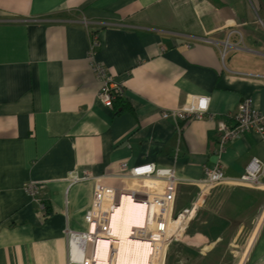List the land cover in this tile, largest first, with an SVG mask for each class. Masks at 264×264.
Instances as JSON below:
<instances>
[{
	"label": "crops",
	"instance_id": "0c3cea01",
	"mask_svg": "<svg viewBox=\"0 0 264 264\" xmlns=\"http://www.w3.org/2000/svg\"><path fill=\"white\" fill-rule=\"evenodd\" d=\"M169 1L0 0V264H95L96 238L109 263L122 197L145 207L133 241L185 218L176 240L150 243L148 264H264V175L237 184L249 159L264 164V141L245 132L217 156L218 125L242 100L264 115V21L249 10L264 16V0ZM93 65L123 90L111 108ZM193 98L209 101L203 120L161 118ZM122 165L172 171L170 199L166 182L127 179ZM216 165L229 182L204 187ZM71 234L89 237L80 262Z\"/></svg>",
	"mask_w": 264,
	"mask_h": 264
},
{
	"label": "built area",
	"instance_id": "2783aa9c",
	"mask_svg": "<svg viewBox=\"0 0 264 264\" xmlns=\"http://www.w3.org/2000/svg\"><path fill=\"white\" fill-rule=\"evenodd\" d=\"M93 45L97 46L98 39L95 38L93 40ZM92 71L95 74L96 78L101 80V87L96 94V99L99 101L104 108H111L113 104L117 101L122 100L123 98V90L121 87L115 82L113 78H110L105 75L103 69H101L97 65L92 66ZM209 101L207 99L201 98H193L190 101V104L187 107L179 109L177 111L172 112H162L161 118L168 119L172 118L176 124L183 123L187 121H201L207 115L208 112ZM231 124L227 123H219L218 125V143H217V156L221 157L230 147H232L236 141V139L245 132L252 133L257 135L262 141H264V115L258 113L252 108V101L250 99L242 100L236 111L230 117ZM121 170L125 173V177L127 179H155L162 180L167 183V197L169 200L172 193V186L175 182V178L172 171H162L156 170L153 166H142L136 167L132 169H127L125 165L121 166ZM243 174L240 179L237 181V184L249 186V187H257L259 186V179L264 175V164L260 163L258 160L251 158L247 161V163L242 168ZM88 181V178L83 176L79 177L77 175H70L69 183L70 185H75L77 183ZM223 176L220 165H216L213 168L204 169L202 175V183L204 187H209L213 185L228 183ZM95 192L102 193L103 188L100 186L94 187ZM26 192L29 196H33L35 194V188L30 185L26 187ZM120 203V202H119ZM119 205V204H118ZM118 205L114 208L116 209ZM146 207L148 208V218L146 220L147 226L152 225V221L155 217L156 205L153 203H147ZM100 208L99 203L93 204L91 210L98 211ZM113 207L109 211V215L114 211ZM190 208L185 210L182 213V216L189 215ZM183 217L178 218L173 224H171L164 231V235L160 233H153L150 235H146L144 240H134V241H144L146 243H159L165 244L171 240L172 235L176 226H180L182 228L183 222L181 223V219ZM185 219V218H184ZM84 222L87 225L93 227L92 222V211H87L84 213ZM95 233H93V237ZM107 237L109 235L106 232ZM106 236V235H105ZM69 254L72 258V248L71 241L73 239H82L83 241L89 239L85 234L74 235L71 234L69 236ZM95 239V238H94ZM104 238H96L95 242L104 241Z\"/></svg>",
	"mask_w": 264,
	"mask_h": 264
},
{
	"label": "bare ground",
	"instance_id": "6f19581e",
	"mask_svg": "<svg viewBox=\"0 0 264 264\" xmlns=\"http://www.w3.org/2000/svg\"><path fill=\"white\" fill-rule=\"evenodd\" d=\"M155 180V179H153ZM162 181V180H157ZM165 182V181H163ZM167 184V183H166ZM140 204H135L128 197H122L120 203L110 217V235L116 239V262L115 264H148L152 247L150 243L144 241H133L130 239L132 227H138L143 224L144 216ZM180 218V217H179ZM178 219V218H177ZM184 217L180 220L184 222ZM180 226H176L171 240H176L180 233ZM73 251L72 261L80 262L84 252V241L82 239H73L71 241ZM110 242L107 240L96 242L94 249V263L108 264V254Z\"/></svg>",
	"mask_w": 264,
	"mask_h": 264
},
{
	"label": "rangeland",
	"instance_id": "374dc122",
	"mask_svg": "<svg viewBox=\"0 0 264 264\" xmlns=\"http://www.w3.org/2000/svg\"><path fill=\"white\" fill-rule=\"evenodd\" d=\"M169 5L172 6V7H176L177 6V1H169ZM249 10H250V13H251V16L253 17V19L255 20L256 19V22L259 23V18L261 19V21L263 22L264 20V16H262L260 13H258L256 11V9L253 7V5H249ZM169 19V17H168Z\"/></svg>",
	"mask_w": 264,
	"mask_h": 264
},
{
	"label": "water",
	"instance_id": "95a60500",
	"mask_svg": "<svg viewBox=\"0 0 264 264\" xmlns=\"http://www.w3.org/2000/svg\"><path fill=\"white\" fill-rule=\"evenodd\" d=\"M96 240H94L93 243H95ZM95 245V244H94ZM94 247V246H93ZM116 248V247H115ZM115 251H113V254H112V259H110L109 263L108 264H115L116 262V255L114 254Z\"/></svg>",
	"mask_w": 264,
	"mask_h": 264
}]
</instances>
